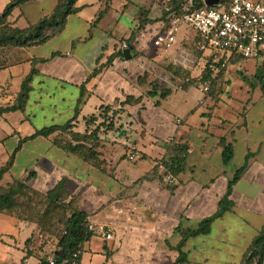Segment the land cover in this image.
Masks as SVG:
<instances>
[{
  "label": "crops",
  "instance_id": "0c3cea01",
  "mask_svg": "<svg viewBox=\"0 0 264 264\" xmlns=\"http://www.w3.org/2000/svg\"><path fill=\"white\" fill-rule=\"evenodd\" d=\"M10 1L0 0V13ZM160 1L76 0V10L43 43L0 46V108L15 104L30 78L23 109L0 115V168L12 159L0 187L20 180L46 192L64 182L95 232L83 243L79 264H173L181 231L218 211L247 153L231 189L233 205L207 233L185 241L186 261L177 264H240L264 225V94L254 80L239 76L245 67L254 75L257 63H237L231 81L230 58L226 68L211 73L208 93L201 92L171 70L172 58L186 47V29L169 50L152 42L165 25ZM56 3L26 1L7 22L25 28ZM123 43L130 47L128 58ZM199 60L188 70L190 78L201 76L205 61ZM91 116L96 121L86 124ZM103 118L112 127L97 132V161L56 145ZM69 121L70 129L28 138ZM222 139L233 150L227 164ZM176 143L187 144V167L170 176L160 162ZM37 232L34 221L1 212L0 264H42L35 251H26V240Z\"/></svg>",
  "mask_w": 264,
  "mask_h": 264
},
{
  "label": "trees",
  "instance_id": "16d2710c",
  "mask_svg": "<svg viewBox=\"0 0 264 264\" xmlns=\"http://www.w3.org/2000/svg\"><path fill=\"white\" fill-rule=\"evenodd\" d=\"M26 1L30 0H11L4 10L0 13V46H31L43 43L49 37L53 36L62 26L66 23V18L69 14L73 13L76 8L74 7V3L76 0H57V3L51 13L43 16L37 22L33 24H29L25 28L13 27L7 22V17L10 14L11 10ZM181 0H170L168 4L170 10L176 9ZM166 11L164 10V14ZM185 45L196 57H202L206 59V63L204 64L203 71L200 77H192L188 76V70L174 66L172 64L171 70L173 73H180L184 78H187L189 83H193L199 86L202 82H206L208 84V88L210 90V85L212 83L211 73L215 69H219L220 62H215L213 68L209 67V62L212 61L211 56H205L201 52L197 51L192 45V39L190 37L185 38ZM96 73V70L94 71ZM256 79L260 82V89L264 94V82L263 80V72L260 70L255 73ZM29 77H27L21 86V91L16 98V103L5 108H0V115L6 111H14V110H22L25 104V100L27 97L28 91V81ZM208 90V91H209ZM207 91V93H208ZM167 92L163 90L162 95H165ZM96 116H91L86 120V124L96 121ZM103 118L95 128L91 130H86L84 133H78L71 131L69 134V140L66 139H56L55 143L58 147L65 149L69 152L77 154L79 157L91 161L98 160V152L95 150L97 147V132L101 127H105V129H111L112 123L111 121L105 122ZM106 123V124H105ZM105 125V126H104ZM72 127L71 121L65 123L61 126H49L42 128L29 136L28 138L35 137L37 135L48 136L55 131H65ZM221 144L223 146V162L227 164L233 154V150L230 144L226 143L224 139L221 140ZM251 154L247 153L245 156L244 163L235 169L232 177L228 181L227 189L221 200L219 201V209L218 211L200 221L195 228H188L186 230L181 231V239L179 243L175 246V249L178 250L179 255L173 264L182 263L186 261V257L182 252L181 248L184 245L185 241L192 236H196L199 234L207 233L210 229V224L216 217L222 215V213L233 205L230 200L231 189L233 184L239 179L240 175L246 168V163L248 157ZM186 156H187V144L186 143H176L173 145V154L165 159H161L160 164L164 168L165 174L170 176H174L180 172H183L186 165ZM12 158V157H11ZM12 163V159H10L4 167L0 168V180L6 170L10 167ZM27 187L31 189L33 192H38L37 190L29 187L25 182L20 180H14L11 183L6 184L5 186L0 187V213L6 212L9 213L16 218L34 221L37 224V228H39V224L35 219H29L26 217H21L20 214L16 211L15 207V199L16 196L20 193L24 192ZM40 192V191H39ZM43 196L47 199V211L52 210V206L57 204L58 202L72 204L73 207L69 209L68 214L63 221L62 226V234L59 236L56 244V250H54V254L59 261L68 260L77 250H82V245L84 242L88 241L93 235H95L94 230L89 228V222L87 220L88 214L84 211L78 210L74 205V200L69 197L68 191L64 188V182L57 183L52 189L41 192ZM41 230L38 229L37 235H33L29 239L26 240V251L27 255L34 251L35 244L37 242H42V233ZM47 237L45 238V240ZM36 254V253H35ZM80 259V255L78 261ZM41 263L43 264V258L40 256ZM240 264H264V225L261 226L257 234L251 240L249 247L243 255Z\"/></svg>",
  "mask_w": 264,
  "mask_h": 264
},
{
  "label": "built area",
  "instance_id": "2783aa9c",
  "mask_svg": "<svg viewBox=\"0 0 264 264\" xmlns=\"http://www.w3.org/2000/svg\"><path fill=\"white\" fill-rule=\"evenodd\" d=\"M160 2L166 11L165 25L152 40L156 47L163 50L173 48L179 31L185 28V35H189L185 38L192 39L194 48L207 57L211 56L210 68L215 62L226 68L228 60L233 57L254 59L264 79V0H217L212 5H207L206 0H181L173 10L168 5L170 0ZM126 46L121 44V48ZM200 58L189 48L182 47L171 63L191 70L199 64ZM202 59L206 63V59ZM208 87L206 82L199 85L203 93H207ZM129 156L132 158L134 154ZM105 237L110 238L111 234H105ZM79 255L81 251L77 250L68 262L59 261L52 253L43 257V264H79Z\"/></svg>",
  "mask_w": 264,
  "mask_h": 264
},
{
  "label": "rangeland",
  "instance_id": "374dc122",
  "mask_svg": "<svg viewBox=\"0 0 264 264\" xmlns=\"http://www.w3.org/2000/svg\"><path fill=\"white\" fill-rule=\"evenodd\" d=\"M159 48V47H158ZM245 61V62H244ZM246 61H250L248 63H255L254 59H243L240 57H233L231 59L228 73H230L231 81H233L234 77L238 74L236 71L235 65L237 63H246ZM246 69L242 72L239 71V76H244V78H249L254 80L256 84L258 83L260 86V82L255 79V74L252 75V72L249 67H245ZM255 73L260 71L259 68H255ZM237 73V74H235ZM264 82V79L262 80ZM150 107L149 104H146ZM15 209L20 214L21 217H26L29 219H35L38 222L40 233H42V242H37L34 247V251L38 256L42 258L46 255L54 253L56 250V244L59 236L62 234V226L63 221L68 214L69 209L73 207L72 204L67 205L68 203L58 202L54 206H52V210L47 211V199L43 196L41 192H33L31 189L27 187V189L16 196L15 199ZM47 239L45 240V238Z\"/></svg>",
  "mask_w": 264,
  "mask_h": 264
},
{
  "label": "water",
  "instance_id": "95a60500",
  "mask_svg": "<svg viewBox=\"0 0 264 264\" xmlns=\"http://www.w3.org/2000/svg\"><path fill=\"white\" fill-rule=\"evenodd\" d=\"M216 1H217V0H206V4H207V5H212V4L215 3ZM122 52H123L125 58L130 57V47H125V48H123Z\"/></svg>",
  "mask_w": 264,
  "mask_h": 264
}]
</instances>
